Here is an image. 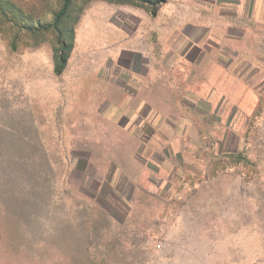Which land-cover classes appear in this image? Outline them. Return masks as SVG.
Wrapping results in <instances>:
<instances>
[{
  "label": "crops",
  "instance_id": "0c3cea01",
  "mask_svg": "<svg viewBox=\"0 0 264 264\" xmlns=\"http://www.w3.org/2000/svg\"><path fill=\"white\" fill-rule=\"evenodd\" d=\"M48 84L53 130L75 134L91 195L124 202L119 222L146 211L177 264H264V172L237 170L264 154V0H84ZM226 187L243 202H204Z\"/></svg>",
  "mask_w": 264,
  "mask_h": 264
},
{
  "label": "rangeland",
  "instance_id": "374dc122",
  "mask_svg": "<svg viewBox=\"0 0 264 264\" xmlns=\"http://www.w3.org/2000/svg\"><path fill=\"white\" fill-rule=\"evenodd\" d=\"M61 1L0 0V264H177L164 258L163 232L150 227L146 211L121 223L122 200L91 195V185L82 184L75 134L53 130L59 123L48 84L54 49L72 45L84 0H72L53 24ZM256 150L257 162L241 157L237 170L264 172L263 149ZM203 198L243 202L240 190L227 187L220 197ZM138 200L145 207L151 203Z\"/></svg>",
  "mask_w": 264,
  "mask_h": 264
},
{
  "label": "trees",
  "instance_id": "16d2710c",
  "mask_svg": "<svg viewBox=\"0 0 264 264\" xmlns=\"http://www.w3.org/2000/svg\"><path fill=\"white\" fill-rule=\"evenodd\" d=\"M138 2H146L147 0H136ZM157 1V0H156ZM72 0H62L61 1V5H60V8L59 10L57 11V13L55 14L54 16V19H53V24H57L60 19L62 18V16L67 12L70 4H71ZM72 45H70L68 48H63L62 47V44L61 46H59V48H55L54 49V67H53V71L55 74H59L65 64H66V60H67V56H68V53L70 51V48H71Z\"/></svg>",
  "mask_w": 264,
  "mask_h": 264
}]
</instances>
